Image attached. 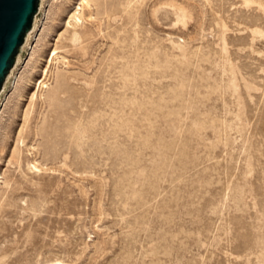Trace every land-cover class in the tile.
I'll use <instances>...</instances> for the list:
<instances>
[{"label": "rangeland", "instance_id": "rangeland-1", "mask_svg": "<svg viewBox=\"0 0 264 264\" xmlns=\"http://www.w3.org/2000/svg\"><path fill=\"white\" fill-rule=\"evenodd\" d=\"M87 1L0 162V264H264V0Z\"/></svg>", "mask_w": 264, "mask_h": 264}, {"label": "water", "instance_id": "water-1", "mask_svg": "<svg viewBox=\"0 0 264 264\" xmlns=\"http://www.w3.org/2000/svg\"><path fill=\"white\" fill-rule=\"evenodd\" d=\"M79 0H0V162Z\"/></svg>", "mask_w": 264, "mask_h": 264}, {"label": "bare ground", "instance_id": "bare-ground-1", "mask_svg": "<svg viewBox=\"0 0 264 264\" xmlns=\"http://www.w3.org/2000/svg\"><path fill=\"white\" fill-rule=\"evenodd\" d=\"M83 4H86V6L87 7H90L91 5H90V1H87V0H83ZM78 10H82V8L81 9H78ZM74 15V14H73ZM73 18H74V20L73 21H75V23H80L79 21H81L82 20V14H81V12H78L77 14H75L74 16H73ZM91 18H93L92 16H91ZM70 24V23H69ZM41 84H43V81L41 82ZM40 84V85H41ZM44 86V88H47L48 86H45V84L43 85ZM40 89V88H39ZM34 168L35 169H37V167L36 166H34ZM53 264H61L60 262H56V263H53Z\"/></svg>", "mask_w": 264, "mask_h": 264}]
</instances>
